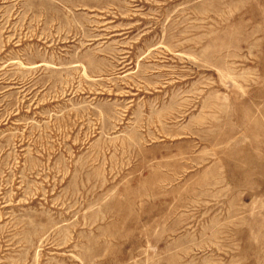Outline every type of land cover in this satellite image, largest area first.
Segmentation results:
<instances>
[{
  "label": "rangeland",
  "instance_id": "rangeland-1",
  "mask_svg": "<svg viewBox=\"0 0 264 264\" xmlns=\"http://www.w3.org/2000/svg\"><path fill=\"white\" fill-rule=\"evenodd\" d=\"M0 264H264V0H0Z\"/></svg>",
  "mask_w": 264,
  "mask_h": 264
}]
</instances>
